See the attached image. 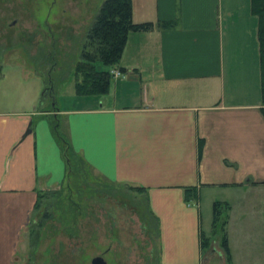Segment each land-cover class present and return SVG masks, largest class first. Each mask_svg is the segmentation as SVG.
Masks as SVG:
<instances>
[{"label": "crops", "instance_id": "0c3cea01", "mask_svg": "<svg viewBox=\"0 0 264 264\" xmlns=\"http://www.w3.org/2000/svg\"><path fill=\"white\" fill-rule=\"evenodd\" d=\"M132 21L177 26L130 33L119 64L101 69L121 76L111 74L104 95L75 93L72 108L51 98V110L33 111L39 80L21 69L1 73L0 264L14 263L36 194L66 182L55 122L90 178L144 190L157 264H226L223 234L231 264L245 246L264 251L256 237L264 236V116L250 0H132ZM189 189L197 198L186 202ZM215 202L228 205L220 242L208 217ZM212 243L218 249L206 257Z\"/></svg>", "mask_w": 264, "mask_h": 264}, {"label": "rangeland", "instance_id": "374dc122", "mask_svg": "<svg viewBox=\"0 0 264 264\" xmlns=\"http://www.w3.org/2000/svg\"><path fill=\"white\" fill-rule=\"evenodd\" d=\"M103 1L0 0V71L13 77L21 69L39 80L40 91L31 108L33 111L51 110V98L58 100L55 103L62 108L77 105L73 102L72 73ZM134 2L140 6L143 0ZM102 68L104 66L98 64V69ZM43 97L48 101L42 103ZM78 176L92 188L105 189L107 198L103 199L105 194H102V203L100 200L95 209L93 204L97 198L86 199V191L80 203L76 192H71L69 187L64 190L65 201H76L79 206L76 226L71 227L77 238L63 234L66 221L62 219L58 223L57 213L44 222L45 236L35 235L43 215L48 218L55 211V197L45 196L39 200L37 210H32L29 225L21 233L13 264H91L95 257H102L106 264H157V225L147 210L144 194L132 187L109 184L94 177L84 179L80 171ZM91 208L95 218L86 216ZM208 213L212 222V209ZM208 225L207 219L206 232ZM222 231L224 229L218 224L211 232V239L219 241ZM256 237L261 240L264 236ZM210 247L205 251L207 254L204 253L206 257L216 252L213 243ZM245 247L238 250L239 264H264L261 247L255 244ZM71 250H74L72 255Z\"/></svg>", "mask_w": 264, "mask_h": 264}, {"label": "trees", "instance_id": "16d2710c", "mask_svg": "<svg viewBox=\"0 0 264 264\" xmlns=\"http://www.w3.org/2000/svg\"><path fill=\"white\" fill-rule=\"evenodd\" d=\"M250 12L257 19V38L259 44V69H260V90H261V113L264 116V0H250ZM177 26L176 21L159 22L156 25L152 23L135 24L132 21V0H104L100 6L97 15L95 16L91 27L89 28L85 43L80 53V60L76 63L73 71L74 89L78 96H99L108 92L111 80L109 71H102L98 69V64L105 68H112L119 64L127 37L130 33H145L150 32L154 28L160 30H171ZM1 75V71H0ZM52 135L60 147L61 154L67 165L66 180H70L67 184L62 185L58 190L51 192H38L33 210H37L39 200L47 197H55L56 202L53 206L55 211L47 218L43 215L41 223H38L37 232L35 235H44V222L51 217L59 214L57 222L62 219L66 221V227L63 228V234L69 238H77L73 234L72 226H76V218H78L79 206L76 201H65L64 190L69 187L71 192H76L77 199L82 203V197L85 194L86 199L97 198L94 203V208L107 195L103 191L105 189H97L88 186L87 182L80 180L78 173L86 179L88 177L87 170L83 162L73 153L70 143L58 130L57 122L51 124ZM99 185V184H98ZM134 188V187H132ZM137 192L143 193L142 188H134ZM105 194V197H102ZM197 198L195 190H186V202L195 200ZM102 203V200H101ZM96 209V208H95ZM99 209V208H97ZM228 209L226 203L215 202L212 206V230L215 231L216 226L221 223L222 215ZM87 211V209H85ZM86 216L93 217L95 214L93 209ZM91 215V216H90ZM96 217V215H95ZM93 217V218H95ZM225 221L220 224L224 227ZM224 229V228H223ZM42 231V234H41ZM224 232V231H222ZM45 236V235H44ZM71 243H73L71 241ZM208 240L205 238L202 241V248L207 249ZM221 249L225 257L226 264H231V257L227 246L226 237L223 234L221 239ZM73 248L72 246H70ZM70 254H74L71 250Z\"/></svg>", "mask_w": 264, "mask_h": 264}, {"label": "water", "instance_id": "95a60500", "mask_svg": "<svg viewBox=\"0 0 264 264\" xmlns=\"http://www.w3.org/2000/svg\"><path fill=\"white\" fill-rule=\"evenodd\" d=\"M91 264H106L102 257H95L91 260Z\"/></svg>", "mask_w": 264, "mask_h": 264}, {"label": "built area", "instance_id": "2783aa9c", "mask_svg": "<svg viewBox=\"0 0 264 264\" xmlns=\"http://www.w3.org/2000/svg\"><path fill=\"white\" fill-rule=\"evenodd\" d=\"M111 74H112V76H113L114 78H118V77L121 76V74H120L118 71H113V72H111Z\"/></svg>", "mask_w": 264, "mask_h": 264}]
</instances>
